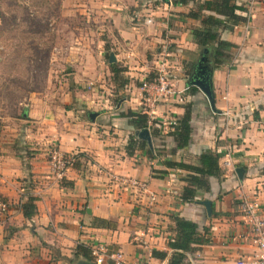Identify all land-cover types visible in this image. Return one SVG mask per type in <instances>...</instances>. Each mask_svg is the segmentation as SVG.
Listing matches in <instances>:
<instances>
[{"label": "crops", "instance_id": "0c3cea01", "mask_svg": "<svg viewBox=\"0 0 264 264\" xmlns=\"http://www.w3.org/2000/svg\"><path fill=\"white\" fill-rule=\"evenodd\" d=\"M123 1L96 0L101 17L112 21L113 46L119 51L115 64L125 67L128 83L119 89L122 99L87 114L32 105L22 118L25 125H0V198L9 207L0 215V264H74L83 259L74 258L77 244L123 252L125 264H167L151 252L170 254L167 242L174 236L175 216L197 224L200 231L208 228L211 237L210 245L187 253L184 264H233L248 251L232 237L240 231L238 205L243 196L256 192L264 210V0L236 1L245 7L237 14L246 21L220 34L221 40L236 46L232 57L216 69L208 58L214 109L196 87L193 94L187 89L188 76L202 54L192 39L200 22L186 17L194 5L158 0L159 6L151 8V0H127L134 19L122 9ZM162 58L180 96L156 104L155 119L179 118L189 104L191 140L179 149L166 130L158 128L155 137L149 132L152 149L146 144L152 157L146 149L129 156L126 146L137 130L122 114L142 110V82L152 77ZM90 113H96L93 121ZM52 145L80 155L79 166L69 169L63 181H56L49 168ZM203 151L221 156V174L208 178L209 192L182 202L186 172L165 163L195 164ZM224 160L230 161L229 167L222 165ZM236 168L244 170L242 179ZM121 178L145 181L155 199L122 185ZM27 195L37 199L31 219L20 210ZM204 200L211 203L210 216ZM90 262L95 264L93 258Z\"/></svg>", "mask_w": 264, "mask_h": 264}, {"label": "rangeland", "instance_id": "374dc122", "mask_svg": "<svg viewBox=\"0 0 264 264\" xmlns=\"http://www.w3.org/2000/svg\"><path fill=\"white\" fill-rule=\"evenodd\" d=\"M126 1L122 9L134 18ZM158 3L151 0L150 7ZM98 7L96 0H0V125H25L32 105L87 114L123 97L108 61L119 54L112 21ZM144 109L151 108L135 111Z\"/></svg>", "mask_w": 264, "mask_h": 264}, {"label": "trees", "instance_id": "16d2710c", "mask_svg": "<svg viewBox=\"0 0 264 264\" xmlns=\"http://www.w3.org/2000/svg\"><path fill=\"white\" fill-rule=\"evenodd\" d=\"M236 1L199 0L198 2L197 0H172V4L174 5L187 6L191 3L194 5V8L186 15L188 18L200 22V27L194 28L192 31V39L198 47L199 52H202V54L211 59L214 69L229 61L232 57V50L236 48L232 43L221 40L220 34L225 31L231 32L236 26L246 21L245 18L237 14L238 12H245L246 9L243 6L237 5ZM206 12L208 14H205ZM109 67L110 72L113 74V81L116 80L119 83L118 88L123 89L127 85L128 80L123 79V81H120L118 76L123 74L125 70H122L115 63L110 64ZM185 73L186 75L189 74L187 67ZM188 91L193 94L196 88L190 86ZM121 99L122 97L116 101V104ZM122 116L128 119L135 130L148 129L152 137L159 135V132H157L158 128L150 127L145 115L128 110ZM174 119H176V124L166 135L174 140L179 149H183L189 145L191 140L190 105H185L184 114ZM145 149L146 153L152 157L153 153L147 148L144 141L137 139L134 135L129 137L126 146L127 155L131 156L136 150ZM79 157L80 155H77V160ZM220 157V155L213 154L210 151H203L195 164L170 161L165 163L171 169L186 172L185 176L181 178L185 183L180 195L182 202H193L200 193L210 191L208 178H218L221 174L219 168ZM79 164L80 161H76L73 167L76 168ZM26 198V202L20 205V210L24 218L31 219L37 212L35 205L37 199L32 195H27ZM172 219L174 222V236L167 242L170 254L168 252L153 250L151 256L158 260L167 259V264H184L187 253H193L196 247L211 244L210 233L208 228H203L200 231L197 224L183 218L175 216ZM79 257L90 261L92 259L90 248L77 244L74 250V258L77 260Z\"/></svg>", "mask_w": 264, "mask_h": 264}, {"label": "built area", "instance_id": "2783aa9c", "mask_svg": "<svg viewBox=\"0 0 264 264\" xmlns=\"http://www.w3.org/2000/svg\"><path fill=\"white\" fill-rule=\"evenodd\" d=\"M151 76L150 79L144 80L141 85V89L145 93L143 107L151 108L150 110L144 109L143 114L148 115L150 121L153 122H148L150 127L166 130L168 133L176 124V119L156 120L157 115L152 108H155L156 104L160 102L180 96V93L177 91L174 78L171 76L169 63L165 59L162 58L157 61ZM179 101L182 102L181 97ZM76 161L77 154L63 153L57 146L52 147L48 152L49 168L56 181H62L66 172L73 168ZM230 164L229 160L222 162L224 167H229ZM118 182L122 185L131 186L139 192L147 193L151 201L155 199L154 195L149 192L145 181L135 178H121ZM8 208V204L0 198V215L5 214ZM238 209L242 218L239 222L240 231L232 238L239 246H246L248 251L239 254L233 264H264V210L256 192L250 196H243L239 200ZM90 256L94 259L95 264H103L106 260L112 261L113 264H125L123 252H110L102 246H91Z\"/></svg>", "mask_w": 264, "mask_h": 264}, {"label": "water", "instance_id": "95a60500", "mask_svg": "<svg viewBox=\"0 0 264 264\" xmlns=\"http://www.w3.org/2000/svg\"><path fill=\"white\" fill-rule=\"evenodd\" d=\"M163 3L170 4L171 0H161ZM109 64H113L116 62L115 56L110 54L109 56ZM212 74L213 69L211 67L210 60L204 54H200L197 62L193 65L191 70V74L188 76L187 82L190 86L196 87L204 96L207 98L209 106L211 109H214V101H213V93H212ZM89 119L91 121L96 117V113H90ZM134 136L146 142L148 147L152 149L151 138L148 129L137 130ZM235 173L237 174L239 179H242V175L244 170L242 168H236ZM207 211V215H211V203L208 200H204L201 202ZM75 264H94L85 259H80L75 262Z\"/></svg>", "mask_w": 264, "mask_h": 264}]
</instances>
